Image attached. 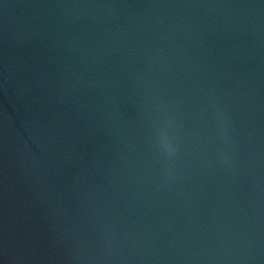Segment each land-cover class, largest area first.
I'll return each mask as SVG.
<instances>
[{
  "label": "water",
  "instance_id": "water-1",
  "mask_svg": "<svg viewBox=\"0 0 264 264\" xmlns=\"http://www.w3.org/2000/svg\"><path fill=\"white\" fill-rule=\"evenodd\" d=\"M0 264H264V0H0Z\"/></svg>",
  "mask_w": 264,
  "mask_h": 264
},
{
  "label": "clouds",
  "instance_id": "clouds-1",
  "mask_svg": "<svg viewBox=\"0 0 264 264\" xmlns=\"http://www.w3.org/2000/svg\"><path fill=\"white\" fill-rule=\"evenodd\" d=\"M161 135H162V139H165V136H164V134L162 133Z\"/></svg>",
  "mask_w": 264,
  "mask_h": 264
}]
</instances>
